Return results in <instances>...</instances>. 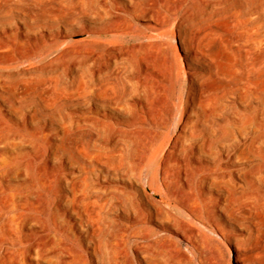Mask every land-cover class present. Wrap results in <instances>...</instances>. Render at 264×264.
I'll return each instance as SVG.
<instances>
[{
	"label": "bare ground",
	"instance_id": "obj_1",
	"mask_svg": "<svg viewBox=\"0 0 264 264\" xmlns=\"http://www.w3.org/2000/svg\"><path fill=\"white\" fill-rule=\"evenodd\" d=\"M219 2L228 3L240 22L245 46L238 50V78L223 97L212 99L204 89V80L211 73L207 63L215 52L210 51L212 39L197 40L196 48L184 47L182 58H176L178 71L156 73L154 86L141 82L135 89L121 90L111 78L92 75L86 80L84 72L95 59L83 52H67L73 43L95 40L88 37L86 27L74 28L69 22L53 24L48 19L49 6L37 11V0H0V88L10 93L21 80L51 74L48 63L27 68L23 64L34 63L60 47L56 58L73 61L69 74L77 77L76 82L54 90L48 98L34 100L37 115L43 119L35 129L26 127L27 116L20 118L12 105L0 100L7 106L5 112L17 117L16 126L28 129L32 136H50L46 142L49 161L40 174L39 197L52 212L57 237L46 240L40 233L23 232L21 229L31 223L42 231L49 226L39 216L23 212L26 204L33 203L26 196L10 198L0 206V264H39L40 260H55V264H190L187 259H177V240L171 236L177 232V215L159 193L177 203L185 194L198 207L195 217L219 229L242 225L252 214V199L264 194L260 191L261 185L264 188V164L259 163L264 159V84H256L252 77L253 72H264V0H217L210 4ZM108 14H112L110 10ZM114 53L109 63L119 59ZM130 59L127 61L132 64ZM204 61L207 63L202 66ZM147 65L142 67L147 69ZM176 85L185 93L186 113L198 112L200 124L188 131L181 126L171 138L170 120L177 110L184 112L177 107L180 91ZM70 106L85 107L86 112L69 111ZM218 111L227 112L222 122L214 120ZM75 132L91 134L99 143H86L81 135L71 139ZM22 137L18 139L25 143ZM11 139L5 134L0 142ZM167 140L170 144L162 157ZM109 145L117 150L109 151ZM174 175L177 189L171 185ZM251 264L263 263L251 259Z\"/></svg>",
	"mask_w": 264,
	"mask_h": 264
},
{
	"label": "rangeland",
	"instance_id": "obj_2",
	"mask_svg": "<svg viewBox=\"0 0 264 264\" xmlns=\"http://www.w3.org/2000/svg\"><path fill=\"white\" fill-rule=\"evenodd\" d=\"M214 1L217 0H37L36 8L38 11L45 5L49 6L51 13H49L48 19L53 24H57L58 22H69L74 25V28H78L80 25L86 27L89 33L88 37L95 38V40L85 43H73L67 47V52H83L92 57V59H95L91 60V64L84 72L86 80L90 79L92 75L94 78H111L121 90L128 88L135 89L141 82H145L151 87L154 86L157 80L156 73L167 75L170 72L176 73L178 71L176 70V68H178L176 58H182V50L184 47L196 48L200 39L199 42L205 39H212L209 43V46H212L210 51L215 50V52H211L213 55L212 60L208 63L207 61L202 63V66H205V63H207L211 67L210 75L204 80V89L208 98L220 99L226 93L231 83L233 84L238 78V73L235 70L236 64L240 60V57H238V50H243L245 38L243 36V31H241L242 26L233 15L231 8L228 7V3L225 5V3L219 2L211 6ZM107 9L108 11H106ZM109 10L112 14H108ZM84 11L87 13H84ZM157 17L158 19L156 20ZM193 18L195 19L193 20ZM89 28L94 29L91 31ZM202 35L203 38H200ZM213 41L214 43H212ZM94 44H96V46ZM88 45L91 48L88 47ZM92 45H94V49ZM73 47L74 51L72 50ZM61 51L62 48L60 47L34 63L23 64V67L27 68L36 67L45 62L50 64L51 68L53 70L55 69L58 74L55 70H52L53 72L51 71V74L45 78L33 75L28 80H21L16 90L10 93L0 88V98H2L0 100L7 101L6 103L12 105L18 112L20 118L27 116L26 127L28 129H35L38 125L43 123V119L37 115L34 100L40 96L48 98L54 90L60 89L62 86L71 82H76L77 80L75 75L69 74V67L73 64V61L67 59L66 61L60 62V57L58 56L59 58H56ZM101 53L102 55H100ZM113 53L119 56V59L116 63H109V61L112 60ZM214 54L217 57L219 56L218 54L221 56L215 59ZM128 59L132 61V64L128 63ZM95 61L97 64L94 63ZM61 63L63 65H61ZM58 64L63 67L66 65L65 67L67 68L63 69L61 66L57 68L56 66ZM143 64L147 65V69L142 67ZM105 66H107L109 70H107ZM90 67H92V70H90ZM97 67L100 69L98 73L102 72L101 74L97 73L99 70H97ZM131 67L136 69H132ZM64 71L66 75H64ZM218 71L221 73L219 74ZM92 72H95V74H92ZM257 72H253V80L256 84L263 85L264 78L262 77H264V72ZM223 73L225 75H223ZM133 75H135V78H131L134 77ZM65 76H67V78ZM128 79H130V81ZM142 79L143 81H141ZM138 80L139 82H137ZM177 89L180 91L178 94L181 101L177 99V107H179V109H184V112L180 113V111L177 110L178 113L176 112L170 120L169 130L171 131V138H173L172 136H176L181 130V126L184 127V130L188 131L200 124L198 112H190V115L186 113L187 108L184 103L185 93L182 92L180 88L177 87ZM76 102L75 100L72 103L74 104ZM0 105V122H3H1L2 124L0 123V137L5 134L12 136L11 140L0 142V206L4 201L10 198L18 200V196L21 195V198L26 196L27 199L33 203L26 204L23 208V212L39 216L45 220L48 223L49 230L42 231L35 223L24 226L21 230L25 233H40L46 240L50 238L56 240V230L52 223V212L50 208L48 209V207L45 206L41 197H39V192L41 190L39 181L40 174L49 161L46 142L50 139V136L44 137L42 134L35 136L30 135L28 129L15 125L17 117L10 116L5 112L4 107L7 106L2 102ZM75 109L81 111L86 110L85 107L81 106H70L67 108L69 111H74ZM226 115V111H218L214 116V120L222 122ZM5 118L8 121H6ZM184 121L186 124H183L185 123ZM21 134L24 135L21 139H23L25 143L21 142L22 140L20 141V138L18 139L19 136H22ZM78 135H81L86 143H99V138L88 133H71L70 138L74 139ZM33 142L38 145V148L35 147ZM168 143L170 144V141L168 142L167 140L164 144V151L161 152L162 157L166 154L167 148L165 147H168ZM109 146L107 147L109 151L117 150L115 145ZM262 160L264 161V159H259L260 164H264ZM24 164L27 167H25ZM253 167V169L256 168L254 165ZM17 170H19V172ZM15 171H17V174L13 175ZM4 174H6V176L7 174L8 176H12H7L8 178H6ZM30 179L32 181H30ZM171 185L177 189V179L175 175ZM263 190V185H261L260 191L262 192ZM159 195L163 200L171 204L170 209L177 215V232H171L172 238L177 240V259H187L190 264H251V259H254L256 261L260 260L264 264L263 192L262 194L260 193L255 200L252 199V214L242 222V225L241 223L239 226L236 224L231 226L226 225L222 229L202 221L197 216L195 217V212H197L198 207L192 205L188 196L185 194H181V203H177V200H172L161 193H159ZM50 199L53 201V197ZM182 203L187 206L186 209L180 205ZM241 234L242 237H240ZM47 244L48 241L45 242V246ZM245 256H247V258H245ZM53 261L44 262L40 260L39 264H55Z\"/></svg>",
	"mask_w": 264,
	"mask_h": 264
}]
</instances>
